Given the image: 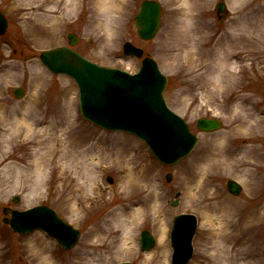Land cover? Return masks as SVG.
Masks as SVG:
<instances>
[{"label": "rangeland", "instance_id": "1", "mask_svg": "<svg viewBox=\"0 0 264 264\" xmlns=\"http://www.w3.org/2000/svg\"><path fill=\"white\" fill-rule=\"evenodd\" d=\"M142 1L0 0L9 19L0 37V264H170L180 213L199 219L188 264H264V0H186L188 18L185 0H158L161 27L151 40L135 25ZM219 1L227 4L223 21ZM69 33L78 38L74 49L107 67L139 69L142 58L125 55V41L157 61L168 105L199 138L188 157L164 165L135 136L82 117L74 80L39 57L68 45ZM199 117L223 127L202 132ZM235 156L256 164L238 171L228 160ZM228 179L242 185L239 195ZM36 205L80 229L74 248L4 223L5 207ZM145 229L156 239L149 251L140 247Z\"/></svg>", "mask_w": 264, "mask_h": 264}, {"label": "water", "instance_id": "2", "mask_svg": "<svg viewBox=\"0 0 264 264\" xmlns=\"http://www.w3.org/2000/svg\"><path fill=\"white\" fill-rule=\"evenodd\" d=\"M219 11L224 4L218 5ZM162 8L155 0H145L136 17L138 32L143 39L153 38L159 27ZM8 29V19L0 11V36ZM77 42L69 34L71 45ZM126 55L142 57L143 50L126 41ZM42 62L54 73L67 74L79 87L82 115L108 130H124L144 140L154 155L165 164H175L187 156L197 143L186 121L166 104L163 91L167 77L150 57L143 59L142 67L135 74L117 68H107L94 63L69 47H57L40 55ZM24 89L15 90L21 97ZM200 130L211 132L220 129L222 122L215 118H199ZM171 175H168V180ZM230 192L238 195L242 187L233 180L227 181ZM179 195V193H178ZM19 198L15 197L14 201ZM178 200L172 205H177ZM9 217L4 222L19 234L41 230L54 238L63 248L70 249L80 238V231L65 222L54 209L38 205L26 210L5 208ZM198 226L196 215L182 213L175 217L171 231L173 254L171 264H188L194 248L193 238ZM142 250L151 249L155 239L148 230L141 234ZM118 264H132L125 261Z\"/></svg>", "mask_w": 264, "mask_h": 264}, {"label": "bare ground", "instance_id": "3", "mask_svg": "<svg viewBox=\"0 0 264 264\" xmlns=\"http://www.w3.org/2000/svg\"><path fill=\"white\" fill-rule=\"evenodd\" d=\"M33 1H36V0H33ZM63 0H57V2H56V4H59V3H61ZM179 1H183V0H179ZM184 3H183V6H184V13H186L187 14V18H188V15H189V10L190 9H192L191 8V4L189 3V2H187L186 0L185 1H183ZM69 4H67V6H68ZM65 6H66V4H65ZM64 6V7H65ZM67 6L65 7V10H67ZM56 24V23H55ZM0 126L1 127H4V126H6L5 125V122H0ZM252 149V148H251ZM253 150V149H252ZM251 150H249V152H250ZM219 152H226V154H230L229 152H228V150L224 147V148H222V149H220L219 150ZM246 153V152H245ZM245 159H247V158H245ZM229 161H230V166H234V167H236L237 168V170L238 171H243V170H245L246 169V167L249 165V166H252V165H255L256 163H255V161L253 162L252 160H244V159H242V158H239L238 156H235V157H233V158H229L228 159ZM138 212V211H137ZM136 211L134 212V214L135 213H137ZM121 214H125V213H121Z\"/></svg>", "mask_w": 264, "mask_h": 264}]
</instances>
